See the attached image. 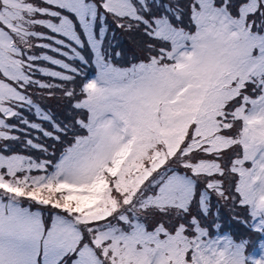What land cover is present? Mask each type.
Listing matches in <instances>:
<instances>
[{"label": "snow or ice", "instance_id": "obj_1", "mask_svg": "<svg viewBox=\"0 0 264 264\" xmlns=\"http://www.w3.org/2000/svg\"><path fill=\"white\" fill-rule=\"evenodd\" d=\"M0 264H264V0H0Z\"/></svg>", "mask_w": 264, "mask_h": 264}, {"label": "rangeland", "instance_id": "obj_2", "mask_svg": "<svg viewBox=\"0 0 264 264\" xmlns=\"http://www.w3.org/2000/svg\"><path fill=\"white\" fill-rule=\"evenodd\" d=\"M108 24L110 26V29L115 28V25L112 23L111 17H109V19H108ZM39 30L47 31L45 29H39ZM130 36H131V39H129ZM115 40H116L117 48L124 53L122 59L120 61H117V63L126 66L129 60L138 61V60L144 58L143 52L141 50L142 45H138V43H137L138 41L142 40V37H140L138 34H130V33L123 32L120 29H116ZM36 51L40 52L41 50L37 49ZM49 54H51V53H49ZM84 54L86 56L89 55L87 50H84ZM122 61H124V62H122ZM78 63L79 62H77V64ZM94 74H95L94 67H89L87 69L88 78L93 77ZM38 78L46 79L43 77H38ZM80 82L81 81L78 79L77 84H79ZM36 99L38 100V102H40L42 104V106L44 108L51 109L52 114L54 115V117L59 122L67 123L68 121L73 119V116L69 115L67 104L65 102L57 99L56 97H52V98L43 97V98H36ZM29 119H35V117L29 115ZM44 126L46 128H49V130H50V125L45 124ZM62 139L65 143H63V144L56 143L57 155H59V152L63 149V147L69 145L72 142L69 137H63ZM41 142H43L49 146L52 145L53 143H55L51 140H47L44 138L41 139ZM61 145H62V147H61ZM14 150L20 151L19 145H16ZM25 154H31L34 156L40 155V153L35 152V151H32L30 153H25ZM211 202H212L213 208H215L217 206V198L214 195L211 197ZM219 212H220V223L222 225V229H221L222 233L228 232L237 241L241 238V236H250L251 239H253V237L257 236L256 234L252 233L251 230L248 229L247 227H245L244 225L237 223L236 220L233 219V214H232V212L229 211L227 206H224L223 204H221L219 206ZM236 212L238 215H240L242 217L246 215V209L244 207H238L236 209ZM45 214L47 215V210H46ZM223 228H225V229H223ZM213 234H215V233H213ZM249 246H247V248H246V254H251V255H254L258 258L259 253H260L258 244L256 245L257 251L254 253H252L251 250L248 249Z\"/></svg>", "mask_w": 264, "mask_h": 264}, {"label": "trees", "instance_id": "obj_3", "mask_svg": "<svg viewBox=\"0 0 264 264\" xmlns=\"http://www.w3.org/2000/svg\"><path fill=\"white\" fill-rule=\"evenodd\" d=\"M122 62H124V61H122ZM61 147H62V145H61ZM223 229H225V228H223Z\"/></svg>", "mask_w": 264, "mask_h": 264}]
</instances>
